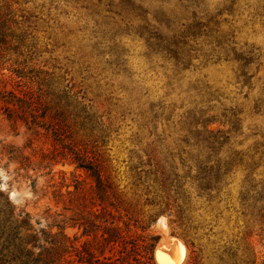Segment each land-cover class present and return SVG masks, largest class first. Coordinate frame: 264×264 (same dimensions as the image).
Here are the masks:
<instances>
[{
	"label": "rangeland",
	"instance_id": "rangeland-1",
	"mask_svg": "<svg viewBox=\"0 0 264 264\" xmlns=\"http://www.w3.org/2000/svg\"><path fill=\"white\" fill-rule=\"evenodd\" d=\"M141 1L153 23L152 12L159 7L176 18V30L193 22L185 8L192 0ZM0 18L11 42L0 55V92L17 93V82L51 74L59 91L74 94L95 115L102 150L121 187L153 186L157 168L194 174L204 152L196 141L203 131L198 122L209 116L224 122V112L238 110V130L228 122L210 126L228 138L217 157L237 158L219 199L210 203L198 197L195 182L187 180L188 214L197 227L196 242L206 247L204 264H264V223L256 211L251 214L247 206L252 203L244 202L257 190L264 193V0H205L198 14L204 33L186 41L182 63L150 47L139 34L142 21L123 11L120 0H0ZM162 29L168 33L166 26ZM236 55L249 62L244 65ZM2 106L0 190L12 196L17 211L30 213L26 235L32 236L69 215L64 207L74 176L87 186L91 180L68 162L37 169L48 162L42 157L51 151L50 143L8 122ZM9 150L27 162H9ZM27 177L37 179L36 194ZM54 191L63 195L59 202ZM65 232L71 240L78 237L75 247L85 241L77 229ZM151 233L157 246L163 242L167 249L173 238L181 241L182 264H187L189 249L167 217L160 216ZM226 248L235 259L223 253Z\"/></svg>",
	"mask_w": 264,
	"mask_h": 264
},
{
	"label": "trees",
	"instance_id": "trees-1",
	"mask_svg": "<svg viewBox=\"0 0 264 264\" xmlns=\"http://www.w3.org/2000/svg\"><path fill=\"white\" fill-rule=\"evenodd\" d=\"M204 1L192 0L185 6L191 10L193 22L183 30L175 29L176 18L162 7L152 12L153 23L143 1L120 0V3L123 11L140 18L139 34L152 49L165 52L182 63L187 57L184 55L186 41L204 33L205 25L198 21ZM163 25L168 33H164ZM6 39V31L0 29V55L3 48L10 47L11 42ZM235 57L244 65L249 62L240 55ZM39 75L37 80L30 79L28 83L17 82V93L0 92L3 114L8 122L21 124L35 138L43 137L50 143L51 151L42 157L48 162L40 163L37 169L68 162L75 170L85 172L91 184L87 186L74 176L73 190L66 192L67 205L64 207L69 215L46 225L48 231H34L32 236L26 235L30 230V213L17 211L8 193L0 190V264H60L62 259L63 264H155L158 239L151 233V226L160 216L167 217L170 225L181 232L179 236L190 252L187 264H204L206 247L195 240L197 227L188 214L191 208L186 181L195 182L198 197L210 203L219 199L224 178L237 158L221 161L217 157L219 148L228 138L226 133L212 130L210 126L228 122L234 131L238 130L239 111L232 108L224 112V122L218 120V116L198 122L203 131L196 141L204 152L196 159L194 174L191 169L186 176H179L173 170L157 168L151 174L153 186L134 183L121 187L102 150L105 142L97 133V119L90 108L77 101L69 91H59L51 83V74L43 73L42 79ZM7 155L9 162L21 160L24 165L28 160L15 150H9ZM27 178L36 194L37 179ZM52 197L59 202L63 195L54 191ZM248 201L252 203L247 206L253 209L251 214L256 211L257 219L264 223V193L257 190L251 197H244L245 204ZM69 227L77 229L80 238H85L79 248L74 244L78 237L75 235L71 240L65 232ZM53 228L57 232L53 233ZM223 253L232 260L236 258L230 248Z\"/></svg>",
	"mask_w": 264,
	"mask_h": 264
},
{
	"label": "bare ground",
	"instance_id": "bare-ground-1",
	"mask_svg": "<svg viewBox=\"0 0 264 264\" xmlns=\"http://www.w3.org/2000/svg\"><path fill=\"white\" fill-rule=\"evenodd\" d=\"M166 244V243H165ZM163 242H161L154 252L158 264H182L185 259L184 245L178 239L169 242L170 248L167 249Z\"/></svg>",
	"mask_w": 264,
	"mask_h": 264
},
{
	"label": "water",
	"instance_id": "water-1",
	"mask_svg": "<svg viewBox=\"0 0 264 264\" xmlns=\"http://www.w3.org/2000/svg\"><path fill=\"white\" fill-rule=\"evenodd\" d=\"M12 196H10V199H11Z\"/></svg>",
	"mask_w": 264,
	"mask_h": 264
}]
</instances>
